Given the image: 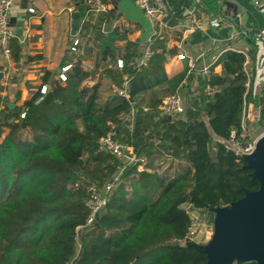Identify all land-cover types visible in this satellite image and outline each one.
<instances>
[{
  "label": "trees",
  "instance_id": "1",
  "mask_svg": "<svg viewBox=\"0 0 264 264\" xmlns=\"http://www.w3.org/2000/svg\"><path fill=\"white\" fill-rule=\"evenodd\" d=\"M167 4L171 26L192 0ZM205 4L209 12L221 10L217 0ZM122 39L123 32L104 35L98 25L92 70L78 59L64 81L44 76L46 91L41 86L24 101V117L15 112L0 120V133L8 128L0 141V264H201L205 254L183 243L193 220L212 221L213 208L258 188L243 158L222 143L232 130L239 138L246 106L258 105L259 95L257 122L264 128V81L254 92L253 74L247 79L243 71L245 55L222 52L215 62L220 74L210 72L208 89L190 93L184 116L167 121L144 111L137 95L150 90L147 106L154 109L163 101L156 86L176 90L186 71L168 78L164 69L175 50L154 35L152 54L138 66L144 49L128 40L120 48ZM10 48L17 62L19 43L12 39ZM99 67L116 88L129 76L128 99L116 92L102 98L99 82L83 84ZM111 126L114 138L145 158L142 168L95 148ZM160 159L170 164H157ZM174 160L180 162L175 167ZM118 172L103 211L84 227L88 187Z\"/></svg>",
  "mask_w": 264,
  "mask_h": 264
},
{
  "label": "crops",
  "instance_id": "2",
  "mask_svg": "<svg viewBox=\"0 0 264 264\" xmlns=\"http://www.w3.org/2000/svg\"><path fill=\"white\" fill-rule=\"evenodd\" d=\"M85 1L12 0L9 27L12 39L20 45V57L15 62L11 55L5 57L0 51V120L5 116L11 120L15 112L22 111L25 100L41 86L47 87L48 83L43 82L44 76L49 81L57 79L58 70L72 58L69 46L74 36L81 39L83 57L95 63V37L100 16L89 12ZM106 1L110 4V18L119 16L126 23L125 39L117 42L120 48L128 40L144 49L147 41L158 35L167 49L175 50L174 55L167 57L164 69L168 78L186 71V76L174 91L184 98L185 104L190 93L208 89L210 72L220 74L221 65H215V62L226 50L247 55L253 74V89L258 92L264 81V52L253 35L264 25V0H258L257 5L255 0H217L221 9L218 12L207 11L206 0H192L185 15L174 25L163 28L160 34H156L152 23L134 0ZM194 3L198 4L197 10ZM29 8L34 11L29 12ZM214 20L218 22L216 25L212 23ZM178 54H184L185 58L178 59ZM190 62L194 66L191 67ZM101 70L99 67L94 77L83 84L91 86L99 82L100 95L105 98L114 92L115 87ZM154 92L160 99L171 93L167 84L156 86ZM150 96L151 91L146 90L137 98L147 106ZM261 98L259 95L258 105L249 103L246 106L244 120L247 125L257 122ZM7 132L8 128L2 127L0 141Z\"/></svg>",
  "mask_w": 264,
  "mask_h": 264
},
{
  "label": "built area",
  "instance_id": "3",
  "mask_svg": "<svg viewBox=\"0 0 264 264\" xmlns=\"http://www.w3.org/2000/svg\"><path fill=\"white\" fill-rule=\"evenodd\" d=\"M134 2L150 20L156 34H160L163 28H167L170 26L168 24L169 8L167 0H134ZM85 3L86 8L89 12L100 16L99 30L102 34L106 35L112 32L113 30L124 32L126 28V23L124 19L119 16L110 18L109 2H107L106 0H86ZM255 4H259V1L255 0ZM11 6L12 0H0V51L5 57H10L11 55L10 41L13 37V33L9 27V15ZM33 11V8H29V12ZM108 23L109 25H107ZM212 23L213 25H216L218 22L214 20ZM253 39L264 52V25L253 35ZM150 41L151 40L147 41L143 54L138 59V66L145 65L153 52L149 46ZM80 46L81 39L78 35H76L72 38V41L69 46V50L72 54V60L61 67L60 72L57 76L58 80H65V72L69 68H71L72 64L78 59L83 69H93V61L87 60L83 57ZM243 54L246 58L243 63V71L247 76V79H249L252 76V70L248 65L247 55L245 53ZM177 58L184 59L185 55L178 54ZM189 64L191 67L194 66L191 62ZM116 65L118 68H122V59H117ZM248 81L249 80H247L246 85H248ZM128 84L129 76L125 74L122 76V80L119 87L114 88V92H116L119 96L128 99ZM40 91L41 93H44L46 91V86H42ZM39 100L40 98L36 102H38ZM185 105L186 104L184 102V98L178 92H172L167 95L163 99L162 103L159 104L156 108L152 109L148 106H143V110L153 111L156 117L158 118H166L167 116H170L172 119L184 116L186 107ZM24 116L25 112L21 111L20 117L23 118ZM262 134H256L252 130H250L249 125H247L243 117L239 138L235 130H232L229 138L226 140H222V143L228 150H231L237 156L243 158L245 155H248L254 151L256 143ZM99 143L100 146L104 148V150L110 152L115 157L121 159L125 165L134 162H139V168H142L146 161L143 156H135L130 146L114 138L113 126H111L110 131H108L104 136L100 138ZM118 179L119 172L114 174L111 179L104 183L102 186L91 184L88 187L89 196L86 200L88 214L85 220L84 227L91 225L94 222L95 218L103 211L104 207L106 206L108 196L112 189L116 186ZM81 227L82 226H80L79 228ZM191 229L187 238L191 234Z\"/></svg>",
  "mask_w": 264,
  "mask_h": 264
},
{
  "label": "water",
  "instance_id": "4",
  "mask_svg": "<svg viewBox=\"0 0 264 264\" xmlns=\"http://www.w3.org/2000/svg\"><path fill=\"white\" fill-rule=\"evenodd\" d=\"M165 119L169 121L171 117ZM94 146L104 150L99 142ZM243 160L259 186L255 190L244 189V195L229 205L213 208L211 238L205 244L191 243L206 256L201 264H264V133L254 151Z\"/></svg>",
  "mask_w": 264,
  "mask_h": 264
},
{
  "label": "rangeland",
  "instance_id": "5",
  "mask_svg": "<svg viewBox=\"0 0 264 264\" xmlns=\"http://www.w3.org/2000/svg\"><path fill=\"white\" fill-rule=\"evenodd\" d=\"M250 130H252L256 134H262L264 133V128L261 127L260 122H256L252 125H249ZM159 164L160 162H163L161 159L156 161ZM180 162L177 160H174L172 162V166L175 167ZM161 165L164 164V166L169 165L170 162L167 161L165 163H160ZM213 233V220H200L199 222L193 221L191 234L188 238H186L183 243H196V244H205L212 236Z\"/></svg>",
  "mask_w": 264,
  "mask_h": 264
}]
</instances>
